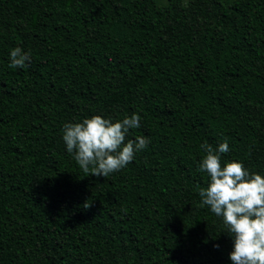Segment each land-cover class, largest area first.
<instances>
[{"label": "trees", "instance_id": "1", "mask_svg": "<svg viewBox=\"0 0 264 264\" xmlns=\"http://www.w3.org/2000/svg\"><path fill=\"white\" fill-rule=\"evenodd\" d=\"M133 113L147 148L83 172L63 126ZM224 141L264 176V0H0V264H232L199 196Z\"/></svg>", "mask_w": 264, "mask_h": 264}, {"label": "clouds", "instance_id": "2", "mask_svg": "<svg viewBox=\"0 0 264 264\" xmlns=\"http://www.w3.org/2000/svg\"><path fill=\"white\" fill-rule=\"evenodd\" d=\"M9 60L10 68H25L31 54L15 47ZM140 120L141 116L135 113L115 122L96 115L82 122L66 123L62 139L83 172L108 177L127 167L135 154L150 143L145 136L126 140L129 130L140 128ZM200 148L205 154L199 171L210 178L208 186L199 191L201 205L222 218L232 237L229 259L232 264H264V176L250 172L239 161L222 166V154L230 151L227 141L215 148L205 142Z\"/></svg>", "mask_w": 264, "mask_h": 264}]
</instances>
